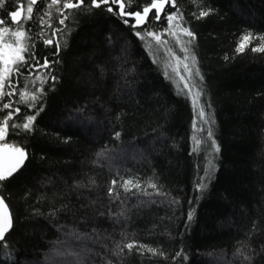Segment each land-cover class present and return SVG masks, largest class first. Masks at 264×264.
<instances>
[{
	"label": "trees",
	"instance_id": "obj_1",
	"mask_svg": "<svg viewBox=\"0 0 264 264\" xmlns=\"http://www.w3.org/2000/svg\"><path fill=\"white\" fill-rule=\"evenodd\" d=\"M28 3L5 0L0 19ZM49 4L25 26L50 69L23 70L0 100L2 142L25 153L0 181V264H264V0H168L136 27L118 4L61 9L63 24Z\"/></svg>",
	"mask_w": 264,
	"mask_h": 264
},
{
	"label": "snow or ice",
	"instance_id": "obj_2",
	"mask_svg": "<svg viewBox=\"0 0 264 264\" xmlns=\"http://www.w3.org/2000/svg\"><path fill=\"white\" fill-rule=\"evenodd\" d=\"M26 0H19L20 7L23 8ZM37 0H30V3L27 4L26 11L27 16H22L21 10H15L11 13H9L12 24H9L6 20L0 19V100H3V97L5 95L12 96L16 94L14 91H8L5 92V87L8 89L14 88V82L13 77L14 76H20L23 74V70L30 69L32 71H38L40 68L50 69L51 67V61H49L47 58H44L43 63L40 62V59L36 57L35 53L32 51V49L35 47L34 44H32L31 41V29L30 26L26 28V22L30 19H33V5H35ZM133 0H50L49 8H52L53 6L59 5L60 8L57 10L60 12V15L64 17V19H60L59 23L63 24L65 19H68V15H65V13L61 9H78L82 6H86L88 8L90 7H96L100 8L103 4H118L119 5V12L116 13L120 16H129L135 19V24L132 25L133 27H136L138 25L145 24L148 22L149 13L155 9L156 15L152 17L153 20H159L160 19V13L163 11L165 4L168 3V0H149L150 6L146 5L143 7L142 11L137 10L135 12H125L126 5L130 8ZM5 0H0V8L4 6ZM171 6L178 9L177 0H171ZM107 11L112 12L113 8L109 6L107 8ZM200 16H206L208 15L207 12H200ZM182 18V17H181ZM165 19L168 22L169 27L173 25V22L177 19V14L174 13H165ZM42 20V18H41ZM124 23H128L127 20L124 21ZM52 25H49L51 27ZM176 27H180L179 25H176ZM181 32L184 35H187L188 37L194 39V33L188 30L187 28H181ZM138 36H142V38L151 36L153 37L158 43H162L160 35L153 33L151 31H148L147 29L143 30L142 33H136ZM175 35V33H172ZM55 35V32L53 33ZM250 37L245 36L243 37V42L238 46L237 51L242 52L245 48V45L249 41ZM45 44H52L53 40L51 37L45 39L43 41ZM166 43V42H163ZM59 48V45L57 44V49ZM254 51H264V48L256 49L253 48ZM187 51V49H185ZM187 70V66H186ZM199 73L197 72V75ZM55 79V77H53ZM32 100H35L36 97H31ZM0 107L3 109H10L12 106L8 102L0 103ZM15 111H19L18 109H15ZM199 116L203 117L204 112L201 110L199 112ZM6 117H0V123H3V127H0V141L5 140L6 134L8 132V120L12 117V112L6 113ZM35 120L34 116L28 117V120L26 123H23L21 126L25 130H30L31 126L33 124V121ZM12 127H15L13 124ZM117 135H119L117 133ZM199 141H197V144ZM5 150H10L17 154V157L15 158L14 162L11 163H5L4 166L0 167V181L5 180L7 177L11 176L23 163V159L25 157V153L19 149V148H10L7 144L4 145ZM117 183L116 180L112 181L113 186ZM129 185H132L133 187H139L138 184H133L132 180L125 181L123 187L126 191H129L130 188ZM152 187H155V185H152ZM113 193V189H109V195L111 196ZM0 196H2V193H0ZM0 206L3 207V215L0 216V241L5 240V233L11 229L12 227V219L11 215L7 212V208L4 204V199L0 198ZM191 217L189 216V219ZM79 238V237H78ZM5 244H0V248L5 247ZM129 250H131L134 247V244H127L125 245ZM144 247V246H141ZM149 251H154L152 249H148Z\"/></svg>",
	"mask_w": 264,
	"mask_h": 264
},
{
	"label": "water",
	"instance_id": "obj_3",
	"mask_svg": "<svg viewBox=\"0 0 264 264\" xmlns=\"http://www.w3.org/2000/svg\"><path fill=\"white\" fill-rule=\"evenodd\" d=\"M6 145V144H5ZM8 145V144H7ZM9 146V145H8ZM10 147V146H9ZM20 149V148H19ZM24 152V150H22ZM17 157V154L10 151V150H5L4 145L0 146V167L4 166L5 163H11L14 162L15 158ZM23 163H24V159H23ZM23 163L20 165V167L17 169L19 170L21 168V166L23 165ZM16 170V171H17ZM15 171V172H16ZM1 198V196H0ZM5 204V202H4ZM6 208H7V212L10 214L9 209L7 204H5ZM3 207L4 206H0V216L3 215ZM11 215V214H10ZM10 230V229H9ZM9 230L6 232L8 233ZM5 233V235H6Z\"/></svg>",
	"mask_w": 264,
	"mask_h": 264
},
{
	"label": "rangeland",
	"instance_id": "obj_4",
	"mask_svg": "<svg viewBox=\"0 0 264 264\" xmlns=\"http://www.w3.org/2000/svg\"><path fill=\"white\" fill-rule=\"evenodd\" d=\"M17 10H21L20 8H18ZM22 11V10H21ZM26 14H27V12L26 13H23V11H22V16H26ZM1 143H2V145H5V144H8V143H4V142H2L1 141ZM1 145V146H2ZM9 146H10V148H15V147H13V146H11L10 144H8Z\"/></svg>",
	"mask_w": 264,
	"mask_h": 264
},
{
	"label": "flooded vegetation",
	"instance_id": "obj_5",
	"mask_svg": "<svg viewBox=\"0 0 264 264\" xmlns=\"http://www.w3.org/2000/svg\"><path fill=\"white\" fill-rule=\"evenodd\" d=\"M2 145L1 141H0V146Z\"/></svg>",
	"mask_w": 264,
	"mask_h": 264
},
{
	"label": "bare ground",
	"instance_id": "obj_6",
	"mask_svg": "<svg viewBox=\"0 0 264 264\" xmlns=\"http://www.w3.org/2000/svg\"><path fill=\"white\" fill-rule=\"evenodd\" d=\"M142 11V10H141Z\"/></svg>",
	"mask_w": 264,
	"mask_h": 264
}]
</instances>
